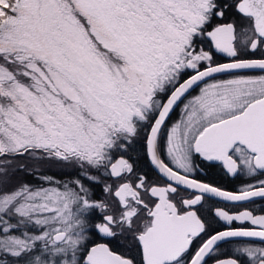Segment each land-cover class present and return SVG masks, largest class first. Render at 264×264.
<instances>
[{"label": "snow or ice", "instance_id": "6c2138e0", "mask_svg": "<svg viewBox=\"0 0 264 264\" xmlns=\"http://www.w3.org/2000/svg\"><path fill=\"white\" fill-rule=\"evenodd\" d=\"M0 264H264V0H0Z\"/></svg>", "mask_w": 264, "mask_h": 264}, {"label": "flooded vegetation", "instance_id": "af4514ba", "mask_svg": "<svg viewBox=\"0 0 264 264\" xmlns=\"http://www.w3.org/2000/svg\"><path fill=\"white\" fill-rule=\"evenodd\" d=\"M220 62H225V61L223 58H221ZM196 91H198V89ZM193 94H196V93L194 92ZM175 112H176V114L172 117L173 121L180 118V116H179L180 109L177 108L175 110ZM131 155L137 161L138 168L140 170L146 171L151 178H158L156 172L154 171V169H152L150 162L147 160L146 156L143 155L142 151H140L139 146H137V152H133V153H131ZM59 171H60V169H59ZM52 173L59 175L60 172L56 173V172L52 171ZM52 173H49V174H52ZM217 179H220V178L217 177ZM244 179H246V178H241L240 180H237V179L231 178V177H223V179L220 180V182L223 184V186L229 188L230 190H235L236 188H238L240 186V184L242 183V181ZM234 247H235V245H226L222 251V255H224V256L231 255L233 253Z\"/></svg>", "mask_w": 264, "mask_h": 264}, {"label": "trees", "instance_id": "16d2710c", "mask_svg": "<svg viewBox=\"0 0 264 264\" xmlns=\"http://www.w3.org/2000/svg\"><path fill=\"white\" fill-rule=\"evenodd\" d=\"M52 171H54V172H56V173H59L60 171H59V169H57V168H53L52 170H51V172L50 173H52ZM53 174V173H52ZM56 175V174H55Z\"/></svg>", "mask_w": 264, "mask_h": 264}]
</instances>
